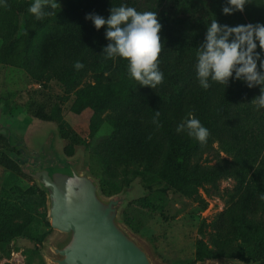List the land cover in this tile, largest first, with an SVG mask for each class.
I'll return each mask as SVG.
<instances>
[{
	"label": "trees",
	"instance_id": "16d2710c",
	"mask_svg": "<svg viewBox=\"0 0 264 264\" xmlns=\"http://www.w3.org/2000/svg\"><path fill=\"white\" fill-rule=\"evenodd\" d=\"M4 2L11 11V19L14 18L11 0ZM121 5L134 7L138 12H156L162 25L160 36L164 49L159 67L164 81L154 89L142 87L130 77L126 60L105 59L103 49L109 43L105 38L106 26L97 30L85 18L88 14H97L107 19L110 9ZM225 6L227 0L71 1L59 13L52 61L55 72L72 88L81 77L93 75L95 85L79 94L78 111L90 108L94 112L92 136L104 120L108 121L112 134L105 150L115 168H144L184 196L200 189L210 195L218 192L223 178L235 179L237 188L223 194L226 210L216 223L213 242L220 250L219 257L241 261L236 264H264V199H261L264 196V108L257 110L251 103L260 95V87L250 89L243 81L235 80L233 74L227 87L210 81L211 87L205 90L199 85L196 71L197 53L210 22L216 19L220 25L230 27L264 24V0H250L243 13L232 15L223 14ZM0 26L10 29V20ZM36 33L29 26L15 27L14 34L0 46L1 63L33 74V63L40 61L31 56ZM260 51L258 46L257 52ZM95 52L98 60L90 61ZM261 57L264 58V53ZM77 61L84 65L80 70L74 67ZM22 112L31 120L54 122L46 109L31 103ZM155 112L160 113L159 127L153 123ZM189 113L209 130L204 146L187 131L176 130ZM0 124V166L32 184L20 199L21 206L31 195L37 194L46 201L45 189L32 174L38 169H48L47 166H36L32 173L26 172L9 127L6 122ZM60 132L71 144L80 143V137L73 131L61 129ZM216 144L229 158L221 157ZM124 147H128L127 152ZM64 154L71 155L72 150L68 147ZM208 156H213V164H209ZM1 219L0 232L6 223L3 219L2 225ZM45 221L51 228L48 219ZM125 223L137 231L127 220ZM39 241L43 245L44 240ZM204 258L214 257L199 250L197 261Z\"/></svg>",
	"mask_w": 264,
	"mask_h": 264
},
{
	"label": "rangeland",
	"instance_id": "374dc122",
	"mask_svg": "<svg viewBox=\"0 0 264 264\" xmlns=\"http://www.w3.org/2000/svg\"><path fill=\"white\" fill-rule=\"evenodd\" d=\"M71 1L75 2L57 0L61 8L55 10L56 15L37 20L28 12L33 0H11L14 7L12 19L11 11L4 6L6 3L0 0V24L10 20L11 25L10 29L0 26V46L14 34L15 27L29 26L37 32L31 56L38 57L40 61L33 63V74L5 66L0 61V123L6 122L9 127L26 172L32 173L36 166H47L54 172L59 170L65 154L60 141L51 135L56 129L73 131L80 137L79 149L82 152L78 170L93 176L106 196L126 194L120 211L121 220H127L138 234L150 241L155 254L165 264H196L199 250L211 253L214 258L219 257L220 250L212 235L226 210L223 194L234 191L237 181L223 178L218 192L207 195L200 189L191 196H184L144 168H115L109 162L105 146L112 128L108 121L104 120L92 136L94 112L90 108L78 111L79 94L95 85L93 75L81 77L72 88L69 82L60 78L61 74L56 73L53 66L59 13ZM89 60L97 61V52ZM27 103L46 109L54 122L31 120L22 112ZM216 147L221 157L229 158L217 144ZM123 150L127 152L128 147ZM207 159L209 164L215 162L213 156ZM31 185L0 166L2 225L3 219L6 220L0 232V264H46L43 259L47 247L45 240L53 233L45 224L46 201L36 194L24 200L28 205L21 206L23 200L20 199ZM41 239L44 240L43 245L39 241ZM206 260L209 258L202 262Z\"/></svg>",
	"mask_w": 264,
	"mask_h": 264
},
{
	"label": "clouds",
	"instance_id": "9594fccd",
	"mask_svg": "<svg viewBox=\"0 0 264 264\" xmlns=\"http://www.w3.org/2000/svg\"><path fill=\"white\" fill-rule=\"evenodd\" d=\"M249 3L250 0H227L223 14L243 13ZM4 6L7 7V4ZM46 8L48 11H45ZM58 8L61 5L57 0H33L28 12L37 20H43L46 16L56 15ZM85 18L97 30L106 26L105 38L109 43L103 49L105 59L116 60L119 57L126 60L130 77L142 87L154 89L163 83L164 75L159 67L164 49L160 36L162 25L156 12H138L134 7L121 5L112 7L107 19L97 14H88ZM258 46L260 52H257ZM261 53H264V24L230 27L212 20L197 53L199 85L207 90L211 87L210 81H214L227 87L235 74L234 79L243 81L248 88L260 87V95L251 103L257 106V110L264 108V58ZM74 67L80 70L84 65L77 61ZM159 115L155 112L153 119L157 127ZM176 130L178 133L187 131L202 146L207 144L210 135L192 113Z\"/></svg>",
	"mask_w": 264,
	"mask_h": 264
},
{
	"label": "water",
	"instance_id": "95a60500",
	"mask_svg": "<svg viewBox=\"0 0 264 264\" xmlns=\"http://www.w3.org/2000/svg\"><path fill=\"white\" fill-rule=\"evenodd\" d=\"M45 189L47 219L53 231L47 240L46 264H165L142 237L120 217L117 196H106L96 179L82 170L70 173L35 170ZM213 258L196 264H236Z\"/></svg>",
	"mask_w": 264,
	"mask_h": 264
},
{
	"label": "flooded vegetation",
	"instance_id": "af4514ba",
	"mask_svg": "<svg viewBox=\"0 0 264 264\" xmlns=\"http://www.w3.org/2000/svg\"><path fill=\"white\" fill-rule=\"evenodd\" d=\"M51 136H53V138H56L57 142L60 141L63 153H64L65 149L70 147V146H72L71 148L73 149L71 155H66V154L64 155V159L60 163L61 167L57 171L70 173L73 170H78L79 165L77 163L81 159V154H82V152L79 149L80 145L79 144H71V142L66 141L62 137V134H61L60 130H57V129L53 131V134ZM52 172H54V171H52ZM124 195H126V194L118 193L116 195H113V196H117L119 198V200L122 201V204H121L122 207L124 206V203L126 201ZM117 209L121 210V206H118Z\"/></svg>",
	"mask_w": 264,
	"mask_h": 264
}]
</instances>
